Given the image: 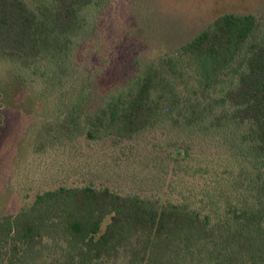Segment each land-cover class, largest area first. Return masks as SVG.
Wrapping results in <instances>:
<instances>
[{
  "label": "trees",
  "instance_id": "16d2710c",
  "mask_svg": "<svg viewBox=\"0 0 264 264\" xmlns=\"http://www.w3.org/2000/svg\"><path fill=\"white\" fill-rule=\"evenodd\" d=\"M96 4L0 0V58L55 94L58 114L39 128L35 151L68 149L85 179L0 216V264H264L256 16L217 15L138 67L116 65L112 50L86 74L74 69V39L85 29L82 12Z\"/></svg>",
  "mask_w": 264,
  "mask_h": 264
},
{
  "label": "rangeland",
  "instance_id": "374dc122",
  "mask_svg": "<svg viewBox=\"0 0 264 264\" xmlns=\"http://www.w3.org/2000/svg\"><path fill=\"white\" fill-rule=\"evenodd\" d=\"M225 12L255 15L264 36V0H99L82 12L85 29L74 39V69L89 74L112 50L116 65L138 67L179 47ZM141 18L167 26L169 34L152 33L154 24L144 26ZM48 87L31 70L0 58V216L29 205L44 189L85 180L68 149L35 151L39 128L58 114ZM109 177L86 180L109 183Z\"/></svg>",
  "mask_w": 264,
  "mask_h": 264
}]
</instances>
